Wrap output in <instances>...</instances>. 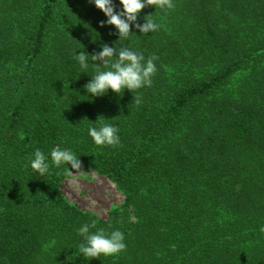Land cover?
Masks as SVG:
<instances>
[{"label":"trees","instance_id":"16d2710c","mask_svg":"<svg viewBox=\"0 0 264 264\" xmlns=\"http://www.w3.org/2000/svg\"><path fill=\"white\" fill-rule=\"evenodd\" d=\"M173 3L141 11L158 31L121 41L88 0H0V264H264V0ZM105 43L158 58L139 105L88 99L95 62L81 73L73 54ZM102 123L120 146L94 144ZM56 145L116 183L106 219L64 197L63 169L28 166ZM92 220L125 251L83 258Z\"/></svg>","mask_w":264,"mask_h":264},{"label":"clouds","instance_id":"9594fccd","mask_svg":"<svg viewBox=\"0 0 264 264\" xmlns=\"http://www.w3.org/2000/svg\"><path fill=\"white\" fill-rule=\"evenodd\" d=\"M96 9L103 13L106 20L100 22V26H112L118 40H127L134 32L139 31L140 35H146L159 30V23L152 19L143 18L144 22L139 23L138 18L141 11L152 6L154 9L162 11L174 8L173 0H88ZM117 4L119 8H117ZM74 59L77 61L81 73H86L90 68L89 57L95 62V74L90 77L89 82L84 85V90L88 99L104 97L111 91L117 97H120L124 90L137 92L135 103L139 105L142 100L139 95L140 89L151 87L152 78L157 72L154 61L158 58L150 56L147 59L138 51L130 47H114L109 44H102L100 51L95 54H89L81 50L78 54L74 52ZM98 62V63H97ZM103 66L106 70H101ZM95 145L104 147H118L121 144L118 128L112 124L102 123L100 126H91L87 129ZM70 148H62L56 145L50 150L48 155L37 148L29 160L30 168L40 176L50 174L51 168L63 169L66 177L73 188L78 187V179L88 181L94 180V170L85 172L82 162ZM69 167L71 170L70 171ZM112 187H117L114 181L110 182ZM96 221L82 224L77 233L82 238L78 246V251L87 261L98 259L100 256H115L126 249L125 235L119 229L106 232L103 228H96ZM264 231V228L261 229Z\"/></svg>","mask_w":264,"mask_h":264},{"label":"rangeland","instance_id":"374dc122","mask_svg":"<svg viewBox=\"0 0 264 264\" xmlns=\"http://www.w3.org/2000/svg\"><path fill=\"white\" fill-rule=\"evenodd\" d=\"M83 169L85 172L92 171L89 168ZM69 170L74 171L70 167ZM95 177L92 181L78 179L79 186L76 188L71 186L69 178L66 177L61 184V191L70 203L104 220L112 208L120 206L124 199L121 192L116 187H112L111 181L96 172Z\"/></svg>","mask_w":264,"mask_h":264}]
</instances>
